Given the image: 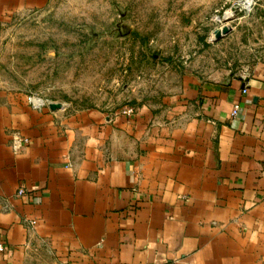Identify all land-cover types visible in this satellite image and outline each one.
I'll return each instance as SVG.
<instances>
[{
  "label": "crops",
  "instance_id": "crops-1",
  "mask_svg": "<svg viewBox=\"0 0 264 264\" xmlns=\"http://www.w3.org/2000/svg\"><path fill=\"white\" fill-rule=\"evenodd\" d=\"M60 3L0 0V74L4 26ZM256 52L243 71L179 72L131 115L36 109L0 75V264H264Z\"/></svg>",
  "mask_w": 264,
  "mask_h": 264
},
{
  "label": "rangeland",
  "instance_id": "rangeland-1",
  "mask_svg": "<svg viewBox=\"0 0 264 264\" xmlns=\"http://www.w3.org/2000/svg\"><path fill=\"white\" fill-rule=\"evenodd\" d=\"M60 2L41 19L15 16L4 26L0 74L58 100L57 109L119 111L152 100L179 72H238L261 59L254 33L264 0Z\"/></svg>",
  "mask_w": 264,
  "mask_h": 264
},
{
  "label": "built area",
  "instance_id": "built-area-1",
  "mask_svg": "<svg viewBox=\"0 0 264 264\" xmlns=\"http://www.w3.org/2000/svg\"><path fill=\"white\" fill-rule=\"evenodd\" d=\"M247 7H250L249 3H248ZM242 90H243V92L246 91L245 88H243ZM28 101L32 105V107H34L36 109H41L42 107L49 106L50 104L53 103L51 100H49L47 98H43L37 93L28 94ZM238 108H239L238 104H234L233 105V107L231 109V113H230V115L232 117H235L237 115ZM133 112H134V107L133 106H127V107H124V108L119 110V113L123 114V115H131ZM16 194L17 195L24 194V189L23 188H18L17 191H16ZM34 223H35L34 220L30 221V224H34ZM3 249H4L3 244L0 242V251H2Z\"/></svg>",
  "mask_w": 264,
  "mask_h": 264
},
{
  "label": "water",
  "instance_id": "water-1",
  "mask_svg": "<svg viewBox=\"0 0 264 264\" xmlns=\"http://www.w3.org/2000/svg\"><path fill=\"white\" fill-rule=\"evenodd\" d=\"M228 31H229V28H228L227 26H224V27L222 28V30H217V31L215 32V38H216V39H219L222 35L228 33ZM49 107H50L51 109L55 110V109H57V108L60 107V103H52V104L49 105Z\"/></svg>",
  "mask_w": 264,
  "mask_h": 264
}]
</instances>
